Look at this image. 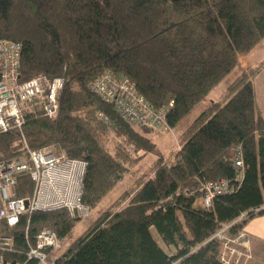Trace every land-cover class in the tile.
Wrapping results in <instances>:
<instances>
[{
	"label": "trees",
	"instance_id": "16d2710c",
	"mask_svg": "<svg viewBox=\"0 0 264 264\" xmlns=\"http://www.w3.org/2000/svg\"><path fill=\"white\" fill-rule=\"evenodd\" d=\"M0 38L22 44L20 81L65 79L59 115L26 110L22 131L0 133V161L23 155L24 140L85 160L82 200L92 210L156 143L151 129L124 120L91 83L107 71L126 76L154 107L173 102L167 119L176 128L264 40V0H0ZM263 68L240 70L183 129L180 148L155 158L54 264H224L212 236L243 213L232 234L264 214V113L254 84ZM223 179L234 191L206 207L202 188ZM17 189L19 196L33 192L28 174ZM81 218L66 209L37 211L14 227L0 221V233L15 239L20 253L11 259H22L27 227L31 240L45 228L63 239Z\"/></svg>",
	"mask_w": 264,
	"mask_h": 264
},
{
	"label": "built area",
	"instance_id": "2783aa9c",
	"mask_svg": "<svg viewBox=\"0 0 264 264\" xmlns=\"http://www.w3.org/2000/svg\"><path fill=\"white\" fill-rule=\"evenodd\" d=\"M21 54V43L0 38V133L12 129L22 131L26 110H40L51 119L60 112L64 77L39 75L20 81ZM90 86L100 98L113 102L127 122L153 131L170 129L167 114L173 102L161 108L154 107L126 76L107 71ZM24 148L23 155L0 161V221L14 227L23 215L61 209L68 210L72 216H88L91 209L82 200L87 162L57 154L53 147L31 149L25 140ZM233 151V163L238 170L236 181L240 183L244 177L242 146ZM24 173L30 176L34 189L27 196H19L18 178ZM234 189L235 185L226 179L208 182L202 188L203 204L210 207L216 196ZM194 192L195 188H191L187 193ZM245 218L246 213L241 214L212 236L220 244L219 259L224 264H245L249 235L243 229L231 233V227ZM24 240L27 250L22 253L23 258L11 259L10 256L20 253L15 239L9 233H0V264H54V260L48 261V251L60 249L63 244V239L52 228L41 230L31 240L27 227Z\"/></svg>",
	"mask_w": 264,
	"mask_h": 264
},
{
	"label": "rangeland",
	"instance_id": "374dc122",
	"mask_svg": "<svg viewBox=\"0 0 264 264\" xmlns=\"http://www.w3.org/2000/svg\"><path fill=\"white\" fill-rule=\"evenodd\" d=\"M258 46L259 49H257ZM258 46L256 47V56L259 57V59L255 61H250L249 67L256 66L264 60V47L260 49L261 45ZM241 62L242 61L240 59L237 67L229 75H227L219 83V85L215 89H213L209 93V95L205 97L176 128H170L164 131L152 130L150 136L156 143L155 150L152 153L146 154L137 163L132 165L129 171L120 180V182L117 183L113 190L105 198L102 199V201L97 205V207L92 209L88 216L82 217L77 222L71 232L65 238H63V244L60 249H52L48 251V261L57 258L74 239L79 237L89 227V225L95 220V218L100 212L107 209L124 190L130 188L135 182V180L139 178L148 169V167L153 163L155 158L161 155L169 156V153L171 151H175L178 148L180 143V133L203 111V109H205L211 103L218 101L222 98L227 86L236 78L238 72L242 70L240 66ZM254 84L257 90V99L259 106L264 113V70L257 78H255ZM170 161L171 160L168 159V162ZM151 231L153 233V236L158 241L159 245L165 251H170V248L163 242L156 228L153 227Z\"/></svg>",
	"mask_w": 264,
	"mask_h": 264
},
{
	"label": "crops",
	"instance_id": "0c3cea01",
	"mask_svg": "<svg viewBox=\"0 0 264 264\" xmlns=\"http://www.w3.org/2000/svg\"><path fill=\"white\" fill-rule=\"evenodd\" d=\"M261 43L259 44L261 45L260 49L264 47V40ZM257 49H259V46L257 47ZM258 59L259 57L256 56V48H255L250 54L241 57V61H242L240 65L241 69L244 70V68L248 69L250 67H255V66L249 67L250 65L249 62ZM261 62H264V60ZM263 70L260 72V74L263 72ZM178 148H180V146H178ZM243 230L249 235V239L247 242V250L245 251L247 252V258H245L244 263L264 264V214L255 215L254 217L249 219L247 223H245Z\"/></svg>",
	"mask_w": 264,
	"mask_h": 264
}]
</instances>
